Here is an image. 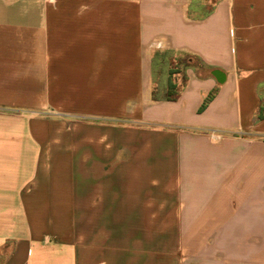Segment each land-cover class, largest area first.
Returning <instances> with one entry per match:
<instances>
[{"label":"crops","instance_id":"1","mask_svg":"<svg viewBox=\"0 0 264 264\" xmlns=\"http://www.w3.org/2000/svg\"><path fill=\"white\" fill-rule=\"evenodd\" d=\"M261 108L264 0H0V264H264Z\"/></svg>","mask_w":264,"mask_h":264},{"label":"trees","instance_id":"2","mask_svg":"<svg viewBox=\"0 0 264 264\" xmlns=\"http://www.w3.org/2000/svg\"><path fill=\"white\" fill-rule=\"evenodd\" d=\"M154 97L155 99H160L161 93H159L158 91L154 92ZM177 97V92L174 88V86H171V88L168 90L167 95L165 96L166 100H175ZM258 118L259 119H263L264 118V108H261V110L258 113Z\"/></svg>","mask_w":264,"mask_h":264},{"label":"rangeland","instance_id":"3","mask_svg":"<svg viewBox=\"0 0 264 264\" xmlns=\"http://www.w3.org/2000/svg\"><path fill=\"white\" fill-rule=\"evenodd\" d=\"M169 59L167 60V64H169L170 66H172V67H174V66H176V63H173V61H171V55H169L168 54V56H167ZM172 60H174V59H172ZM169 61H171L170 63H169ZM183 64V65H182ZM184 64H185V62H182V61H180L179 63H178V66H179V68L180 69H182V67L181 66H183L184 67ZM174 248V247H173ZM166 248H164V250H165ZM167 249H171V247H168ZM175 258V257H174ZM166 260H169V264H170V259H166ZM172 260H174V259H172ZM165 261V260H164Z\"/></svg>","mask_w":264,"mask_h":264}]
</instances>
